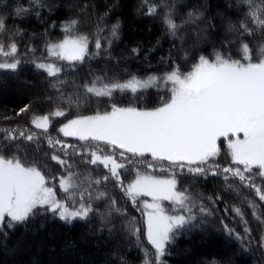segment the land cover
Here are the masks:
<instances>
[{
    "label": "snow or ice",
    "instance_id": "1",
    "mask_svg": "<svg viewBox=\"0 0 264 264\" xmlns=\"http://www.w3.org/2000/svg\"><path fill=\"white\" fill-rule=\"evenodd\" d=\"M125 7L0 2V89H31L0 110V264H85L54 244L38 258L75 224L64 249L94 236L102 264H264V0H137L132 21ZM137 20L154 43L124 39ZM181 237L201 251L174 253Z\"/></svg>",
    "mask_w": 264,
    "mask_h": 264
},
{
    "label": "trees",
    "instance_id": "2",
    "mask_svg": "<svg viewBox=\"0 0 264 264\" xmlns=\"http://www.w3.org/2000/svg\"><path fill=\"white\" fill-rule=\"evenodd\" d=\"M2 2V0H0ZM67 2V1H66ZM79 2H83V0H79ZM98 3H104V0H97ZM122 3L126 5L124 9L125 16L127 17V21H132L131 17V10L132 6L136 3L135 0H122ZM55 18V17H54ZM63 18V16H61ZM150 24V21L148 20H137L134 23H126L125 29H124V39L126 41L134 40V39H143L145 41L147 40H152L153 43L155 42V38L157 35H159L158 31L153 28L152 33H148L146 30L147 26ZM25 27L28 28L29 32L32 31H41L40 27L38 26L37 21L35 19L26 22ZM82 30L87 31V27L83 28ZM26 39V38H25ZM163 47L166 49L168 47L167 42L163 43ZM160 55V53H156L153 55L152 63L153 65L156 64L157 57ZM129 69L133 72L136 71L137 68H141L142 71L139 73L142 77L146 76L148 73L143 71V65L139 62L136 61H130L127 65ZM92 67L95 69H99L103 67V61H100L99 63L93 62ZM123 67V65H122ZM98 74L103 75L102 72H99ZM22 77L26 79H34L32 76L31 72L28 71L26 68L24 72L22 73ZM14 81L9 79V86L6 89H0V110H2L3 106H6L8 109V115H13L12 109L16 108L17 105L22 106L24 103L27 102L28 96L30 94V91H25V90H11L13 86ZM70 90V89H69ZM150 91L154 92V89H150ZM119 98V96H118ZM131 99L130 94L128 96L124 97L125 102ZM48 110V105H42L40 106V111H47ZM17 120L20 118L17 117ZM0 126H4V123L2 120H0ZM55 135V132L53 131L52 133ZM69 142L74 141L69 138ZM54 163V162H53ZM62 232H61V239L47 242L46 246L42 247L39 250L38 253V258L41 260H47L50 257L49 253V246L51 244L55 245V255L58 259H68L72 261H84L85 264H88L89 261L94 262V264H102L104 258H105V253L108 251V248L105 247L103 243L97 244V238L94 236H88L87 237V242L83 243H78L77 247L75 249L71 250H65L63 246V239L62 237L64 235H70L75 237L77 240H79L80 233L84 227H86L83 224H75L73 225H62ZM55 226H49L48 228L45 229L51 230L54 229ZM23 231V229H19L16 232V235H19V232ZM178 249H195L197 252L201 251L199 248V237H195L191 240L181 237L177 240L176 246L173 248V252L175 253ZM138 255V252L136 250H132L129 253V259H134ZM190 257L193 260L200 259V257L196 254V252H190L189 253ZM3 259L2 254H0V260ZM170 262V264H181V261L183 260V257H178L176 255H173L171 257L167 258Z\"/></svg>",
    "mask_w": 264,
    "mask_h": 264
},
{
    "label": "rangeland",
    "instance_id": "3",
    "mask_svg": "<svg viewBox=\"0 0 264 264\" xmlns=\"http://www.w3.org/2000/svg\"><path fill=\"white\" fill-rule=\"evenodd\" d=\"M67 1V0H66ZM135 2H137V0H135ZM24 78V77H23ZM13 86L11 90H25V91H31V89H28L25 85H23L20 81L16 80L13 82Z\"/></svg>",
    "mask_w": 264,
    "mask_h": 264
}]
</instances>
